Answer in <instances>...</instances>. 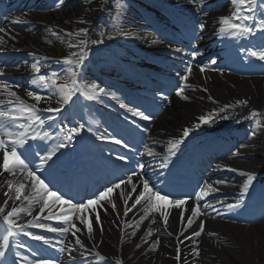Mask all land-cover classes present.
<instances>
[{
    "label": "snow or ice",
    "instance_id": "obj_1",
    "mask_svg": "<svg viewBox=\"0 0 264 264\" xmlns=\"http://www.w3.org/2000/svg\"><path fill=\"white\" fill-rule=\"evenodd\" d=\"M63 0H59L56 4V7H61ZM257 3V0H231V4L233 5V11L228 17H221L220 23L222 25L227 26L229 33L234 37H242L247 38L255 34L256 31L264 32V19L257 20L255 12L256 9L253 7ZM238 21V22H236ZM13 24L17 23H26V21L21 20L20 17L15 18L11 21ZM80 23H86V21L81 20ZM201 28L204 27L203 24L200 25ZM52 35L58 36V33L52 31ZM221 31H224L222 28ZM0 33L4 35H0V46L6 44L5 36H8L10 39H15V36H12L8 30L4 27H0ZM88 34L87 28H80L75 36L79 39L75 43H69V48H77L78 52L73 51L69 55L62 57L57 60L58 64H62V71L66 73V78L64 82L58 83L62 79L60 74L56 71H52L50 74H42V65L39 60H36L31 64V70L33 74V79L31 81L32 85L43 89H54L55 93L58 96L56 100V107L48 106L43 109L39 108L41 102L49 103L52 100V96H43L38 91L29 90L27 91V96L31 98V100L35 101V103H26L21 97L17 94L14 89H18L20 87L19 84L13 83L11 81L0 79V96H6V99H0V153H2V160H0V175L3 173H9L11 176L16 177L19 173L24 174V181L19 182L15 187L14 195H10L13 190V181L7 180L5 183L8 186V191L4 192V196L7 197L4 201V206H0V214L5 213V208L8 206V201L12 200L15 204V201H24L28 202L27 208H22L19 206H12L10 211H7L6 214L3 215V220L7 224V235L3 238V244L0 245V259L4 258L6 252L9 248V236H16L18 233H23L24 235L30 236L33 240L43 241L44 244H49L50 241L43 235H36L31 232L25 231L26 227H35L44 229L48 232L66 234L71 233L73 237H75V245L79 246L81 249H85V252L89 251L85 245L82 243L81 239L76 235L77 232H80L81 229L77 227L76 223L73 222L74 217L79 220V223L87 226V232L89 234L93 233V223L92 220L88 218V213L92 212L95 214V221L98 225L101 224L100 221V212L97 210V206L103 209L105 213L108 212V208L105 206V202L111 205V210L116 214L119 218L120 213L117 211L116 203L112 199L114 191L120 190L118 195L121 200L124 202V211L123 216L127 217L129 212L132 209H135L137 205H142V210L144 215H141L138 220H135V229L138 230L140 224L149 217L152 213H159L162 217V222L164 225V230L168 229V221L169 214L167 211H162L164 205L161 202H166L168 205L175 207L176 209H181L183 205L187 204L189 197L183 198H172L170 199V194L165 193L161 194L162 190L156 189L155 186L150 185V181L148 179H144L140 176L139 173L132 171L127 177L118 178L117 181L112 182L110 185H106L102 190L94 193L91 197L86 200H80L78 202H73L72 198H65L64 194L59 189H54L50 182H46V177L43 175V169L46 165L49 164V161L53 160V157L57 155L60 149L68 147V145L73 141L76 136L81 134V131L84 129L83 125L79 127L71 128L68 130L67 135L64 137V142L57 143L52 146L50 149L44 150L43 153L37 152L36 156L39 158V164L34 165L33 161L28 159V156L24 154V152L19 151V149H23L25 145H28L29 141H35L37 139L47 140L52 139L48 132L41 133L37 131L38 128H42L44 126L45 121L41 119L38 114L40 111H44L47 113H51L54 115H59V113L64 109L65 106L74 102V97L82 96L84 99L93 101L98 98L100 94L107 95L106 89L103 87H99L97 84L93 83L90 85H85L81 87V85L77 82V77L79 75V69L83 66L86 59V46L88 41L86 39ZM125 35H129L130 33H124ZM65 35L73 36L72 32H66ZM155 42V41H154ZM93 44H101L103 40H94L91 41ZM4 49L0 47V52ZM176 52H181L182 49L176 48ZM30 55L35 56L34 53H30ZM195 57L196 53L191 54ZM248 55L251 57H255L260 61H264V49L261 50H248ZM215 63V61H213ZM199 71L204 73L206 70V65H198ZM193 72L192 65H187L184 69L183 74L177 73L180 78V85L176 88V95L181 99L187 101L189 100V96L185 95V89L188 87L189 77ZM5 69L0 67V77H4ZM70 79L71 83L69 84L67 81ZM203 91L207 92V88H203ZM162 100H168L167 96L161 94ZM208 99L212 100V97L209 96ZM215 103V101H213ZM249 103L247 99L236 100L235 105L226 104L221 109L220 112H223L227 108H232L236 106H246ZM120 107L125 109L126 112L130 113L133 117H138L143 121H151L154 117L150 114H145L143 111L139 110L135 107H130L127 104L120 103ZM258 117V113L252 112L250 114V119L254 120L255 127L261 126V120ZM52 118V117H50ZM212 118V114L208 116L201 115L198 117V123L193 125L191 128H184L182 130L181 138L175 140L168 141L167 153L160 167L167 168L170 161V156L176 155V150L179 146L184 143V138H187L193 128H199L201 124H207L210 122ZM225 119L227 117H224ZM139 128L140 126L137 125ZM89 132L92 131L91 128L88 129ZM142 131L147 132V128H143ZM96 135V139L102 141H108L114 145H119L122 148H129V145L123 140V138H117L112 134H100ZM252 135L255 136V131L252 132ZM241 148L246 147V145H241ZM149 155H154V153L149 149ZM233 155H240L239 150ZM117 160H126L127 157L124 155H117ZM138 167L143 169L145 164H138ZM217 167H221L217 165ZM229 171L239 172L240 176L246 177L243 181L239 198L235 203H227L225 207L228 211H234L241 207L242 201L246 194H248L250 187L255 180V174L250 171H242L236 168H228ZM133 177H136L138 180L142 181V190L139 191L137 195H135L134 202L131 204V207H128V200L132 198V193L137 192V185L133 183ZM216 184H226L225 180L215 181ZM30 185L31 195H25L24 189ZM124 186V189L131 185V192H125L121 186ZM217 189L213 188L211 183L205 182L204 186L201 188L200 194L196 196V203L193 206H190L189 211L190 215L187 217V223L184 224V212L181 211L179 213L180 222L184 227V231H181L179 235L176 237L177 243V256L176 259L179 261L181 259L180 252V244L184 243V240H188L192 242L191 254L195 257L199 256V245L196 241V238H199L202 233L205 231V222L200 220L198 225V230L191 232L190 235L185 236L184 232L187 231L191 226L196 223V220L203 216L208 215L207 209L213 208L215 211L214 205L211 203H199L204 199L206 195L210 192H214ZM35 203H41L42 206L39 208V213L33 217V220H29L27 225H19L16 222V217H18L21 213H26L27 215H32L31 206ZM217 203H224L223 201H217ZM59 205L60 213L53 217L51 214L48 216H43V219L50 220L55 218L59 223L66 225L63 227H53L51 224L41 223V216L45 212L46 209H51V207ZM66 206V207H65ZM115 223V222H114ZM151 223H156L155 218L153 217ZM132 223L125 222L123 223V228L132 227ZM119 227V225H118ZM136 230L131 232V236L136 235ZM100 231L103 232V227L101 225ZM153 229L149 227L144 236L141 239L144 243H148L146 237H150L153 234ZM168 235L171 236L172 233L168 232ZM209 236L216 235L214 232H209ZM183 236L184 239L181 240L180 237ZM91 238V235H90ZM121 241H123V236L121 237ZM59 243L63 244V241ZM160 243L159 238L150 245V250H155L156 246ZM135 247L139 249L141 244H136ZM60 252L67 251L69 255L72 252L76 251L75 247L63 246L59 248ZM83 255V253H82ZM97 258V264L103 262L105 257L101 255L99 251L95 253ZM27 261V264H57V261L54 259H36L34 261L28 260L27 257L23 258ZM117 264H121V262H117Z\"/></svg>",
    "mask_w": 264,
    "mask_h": 264
},
{
    "label": "bare ground",
    "instance_id": "obj_2",
    "mask_svg": "<svg viewBox=\"0 0 264 264\" xmlns=\"http://www.w3.org/2000/svg\"><path fill=\"white\" fill-rule=\"evenodd\" d=\"M43 1L44 0H42V3L40 4L41 6L43 5ZM105 1L106 0H103V4H106L104 3ZM102 7L103 6L100 5L99 9L95 2L89 3L87 1H83L82 4L74 6L72 5V2L69 1L67 7L63 11L56 13H53L50 10L47 11L44 7H39L34 10L20 8V10L16 11L13 15H11V17L4 19L1 27L6 28V30H8L12 36H15V39L13 40L8 36H5L7 42L5 45L0 46L4 49L0 53L4 54L10 51L19 52L22 50L25 53V61L24 64L19 67L21 71L31 74V64L36 60H39L40 64L42 65V74L47 75L52 71H56L62 77L58 83H62L66 78V73L62 71V68L66 66L58 64L57 60L69 55L73 51H79L77 48H69L68 44L70 42L75 43L79 39L75 36V33L80 28L88 29L86 39L89 42L90 40H103V43L110 44L118 40H108V37H123L128 39L136 35H133L132 33L139 29L140 22L133 26H121L119 23L120 20H106V23L99 24L97 15L101 13ZM17 17H20L21 20L26 21V23L13 24L11 21ZM60 20L66 21L62 22ZM81 20L86 21V23H80L79 21ZM96 21L97 23H95ZM96 26H102L103 34L102 32L93 33V30H95ZM112 27H115L116 30H112ZM129 27H131V30H129ZM215 27L218 32L219 41L222 42V47H224L223 44L227 40L223 39V35L221 34V29L223 28L222 24H216ZM49 29L58 33L59 38L52 35V32H50ZM44 31L47 32L48 35L46 39L41 38V33ZM66 32H72L73 36L65 35ZM124 33L130 34L125 35ZM106 34L107 37L105 36ZM0 35L4 34L0 33ZM94 36L95 38H93ZM134 44L140 46L142 42L139 41L135 42ZM223 49L226 50L225 48ZM85 50L96 53L98 56H95L94 58L97 61L99 59L102 64H106L105 62L111 60L110 58L106 59L105 56L99 57V53L102 55L104 52H96L94 47L86 48ZM29 52L35 53V56L29 58ZM189 57L195 58L196 60L199 59L197 54L195 57L189 54ZM52 66H57L58 69H53ZM209 69L206 68L205 72L201 73L199 71V67L195 68L193 74L191 75V80L196 83H201V86L197 87L196 89L195 87L187 89L185 92V94L189 96V100L187 101L181 99L177 95L172 98L170 107L165 112L164 117L161 120L156 121L152 127L154 128V134L157 137H167L170 135L171 138L177 137L180 139L182 130L184 128H188L189 123L191 125L197 121L195 115L200 117L202 112H205L204 109H209V107L214 106V104H211L208 101V93L219 101H226L232 98H239L241 100L242 98L247 99L249 103L246 106H240L238 111H234L233 116L244 111H247L248 114L256 112L259 114V119L261 120V125H263V127L262 129H259L258 127L255 129L254 127V130H256V135H252L251 138L243 144L246 145V147H240L238 149L240 155L232 154L229 158L224 159L218 164L221 167L216 166V171L222 172L229 176L225 179L227 183L223 184L226 187L225 190H235L241 188L244 177L240 176L239 172L229 171L228 168L257 172L259 167L256 168L252 165L255 161L254 157L259 158V156H264V77L254 78L242 76L234 72L223 71L221 69L218 70L216 65L211 66ZM14 70L15 68L9 71L14 72ZM67 82H70V79ZM203 88H207L208 91H203ZM18 89L27 95V91L34 89V87L31 84H29L27 87L22 83V87H19ZM139 91L142 94L144 93V91L141 90H136L135 92ZM48 92L51 93V95H49L52 96V100L49 103L41 102L39 105V108L41 109L48 106H57L56 100L58 99V96L55 93V90L50 89ZM113 98V102H115L117 105V110L121 109L124 113H128L125 111V109L120 107V103H127L119 97L113 96ZM32 102L33 104L35 103V101ZM92 102L97 103V100H93ZM114 111H116V109L113 110V112ZM134 121L139 122L141 120L138 117H135ZM213 121L214 120L211 119L209 123L197 129L198 132H195L196 130H192L190 133L191 136L194 137L196 133H202L203 136L208 134L209 132L207 131V126L212 124ZM216 122L222 121L217 120ZM236 128V126H230L227 129L225 128L226 130H224L223 133L227 132L228 134L230 133L229 130ZM164 140L165 138L163 141ZM249 156L250 159H246ZM248 160L251 161L248 162ZM6 180V178H2L0 181V206H4V201L8 199L4 196V192L8 191V186L5 185ZM22 182L27 183L24 180ZM212 185L216 187L219 184L213 183ZM15 187L13 190H15ZM13 190L10 195H14ZM24 192L25 195H31L30 185L24 189ZM118 193V191H114L112 199L115 201L117 211L121 215V204L118 202ZM209 195H211V192L206 195L203 200H205L207 203H211L214 205V207L218 204L217 201H222V198L225 197L220 196L218 198L209 199ZM12 203L13 201L9 200L8 206L14 204ZM17 203L18 201H15V204ZM199 203H201V201ZM40 205L33 209H39ZM32 206L35 207V204ZM105 206L108 208L107 213H105L103 209L100 208L103 232H101L100 228L94 224V235L91 239L94 240L95 243L101 241L102 243L99 247V250L107 258H113L112 255L117 249L116 246L118 243V238L120 237V221L118 220L120 217L118 218L111 210L110 204L105 202ZM140 206L141 205H137L135 209H132V214L137 213V216L139 217L144 215L142 212L138 213ZM7 207L5 208V212ZM222 207H225V205ZM206 211L208 215H203L201 218V220L205 222V231L202 233V238L206 239L204 253L202 254V260L204 264H264V221L256 225H244L232 222L227 216H222L220 213H215L217 211L216 209L214 211L213 208H209ZM153 217V213L150 214L149 217L140 224L138 230L135 229V224L133 225L131 232L136 230V235L133 236V239L126 242L123 250L119 254L122 264H176L173 253L167 247V245H171V240L167 238L163 229L160 227L158 220L155 219L156 223H151ZM148 223L151 224L152 229L154 230L153 234L150 237H146V239H149L148 243H144V241H142L141 247L137 249L135 247L137 243L136 238L141 231V227ZM170 225L176 227V219L172 220ZM77 227L81 229L79 223L77 224ZM196 230H198V227ZM209 232H214L216 235L209 236ZM76 235L89 250L85 252V249H81L79 246L74 244L73 247L76 248L77 253L80 255H82V253L83 255H92L96 252L95 246L86 242L84 237L81 235V231L77 232ZM157 237L160 241L159 245L156 246L155 250L149 249L147 252H145L144 248H146L149 243L152 245ZM114 246L116 247L115 250ZM170 255L171 257H169ZM199 262L200 260L198 261L190 258L186 264H199Z\"/></svg>",
    "mask_w": 264,
    "mask_h": 264
},
{
    "label": "rangeland",
    "instance_id": "obj_3",
    "mask_svg": "<svg viewBox=\"0 0 264 264\" xmlns=\"http://www.w3.org/2000/svg\"><path fill=\"white\" fill-rule=\"evenodd\" d=\"M263 72H264V70H263Z\"/></svg>",
    "mask_w": 264,
    "mask_h": 264
}]
</instances>
